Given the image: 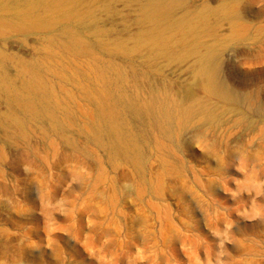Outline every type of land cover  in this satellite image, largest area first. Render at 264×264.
Returning a JSON list of instances; mask_svg holds the SVG:
<instances>
[{
  "label": "rangeland",
  "instance_id": "1",
  "mask_svg": "<svg viewBox=\"0 0 264 264\" xmlns=\"http://www.w3.org/2000/svg\"><path fill=\"white\" fill-rule=\"evenodd\" d=\"M82 1L0 0V264H264V0Z\"/></svg>",
  "mask_w": 264,
  "mask_h": 264
},
{
  "label": "bare ground",
  "instance_id": "2",
  "mask_svg": "<svg viewBox=\"0 0 264 264\" xmlns=\"http://www.w3.org/2000/svg\"><path fill=\"white\" fill-rule=\"evenodd\" d=\"M16 2H17V0H15ZM49 1H53V0H25V5H35V6H38V7H45L46 5H47V3L49 2ZM84 1V0H83ZM82 1V2H83ZM92 1V0H91ZM104 1V0H103ZM107 1H109V0H106V2ZM87 2V1H86ZM105 2V3H106ZM118 3H121V2H118ZM123 3V2H122ZM126 3V2H125ZM83 4V3H82ZM100 4V3H99ZM80 5H81V3H80ZM112 5H114L115 6V4H112ZM124 5V4H123ZM78 7H79V5H78ZM110 7V6H109ZM109 7H106V9L107 10H109ZM132 7V6H131ZM93 8V7H92ZM237 7L236 6H234V7H232V8H229V9H226V10H224L223 12H222V15L223 16H228L229 14H231V13H236V14H239L240 12H238L237 10L238 9H236ZM115 9V8H114ZM158 10V9H157ZM157 10H154V12L156 11V13L158 14V17H156V18H152V19H150V18H148V19H145V20H139V21H137V23L138 24H145V25H147L148 26V28H149V31L150 32H158V31H160V29H162L161 28V26H162V22H163V18H162V15H161V13H159ZM82 11V10H81ZM1 12V11H0ZM74 12V11H73ZM111 12H112V10H111ZM150 12V11H149ZM109 13V12H108ZM151 13V12H150ZM178 14V13H177ZM115 16V15H114ZM176 16H178V15H176ZM216 16V15H215ZM12 17V16H11ZM133 17V16H132ZM135 17V16H134ZM175 17V16H174ZM88 18V17H87ZM206 16L204 15V16H199L198 18H197V20H195V22H193V23H190L189 25H188V27H187V30H192V29H194L195 27H197V25L199 24V23H204L205 22V20H206ZM90 19V18H89ZM111 20V19H110ZM128 21V20H127ZM129 22V21H128ZM131 22V21H130ZM207 22V21H206ZM181 23V21L180 20H177V21H175L174 22V24L175 25H173V27L172 28H174L175 30H177V29H179L180 28V24ZM83 24V23H82ZM109 24H111V23H109ZM126 24V23H125ZM231 25V24H230ZM94 26V25H93ZM134 26H137V25H134ZM139 26V25H138ZM232 26V30H231V36H232V38L233 39H236L238 36H241V34H242V32H241V30H242V28H240V26H237V25H231ZM90 27V26H89ZM121 27V26H120ZM83 28V27H82ZM122 28H124V26L122 27ZM77 29V28H76ZM81 29V28H80ZM88 29V28H87ZM82 30V29H81ZM138 31V30H137ZM59 32V31H58ZM79 32V31H78ZM117 32V31H116ZM127 32H128V30H127ZM126 32V33H127ZM189 32V31H188ZM128 34V33H127ZM130 34V33H129ZM135 34H138V33H135ZM134 34V35H135ZM45 35V34H44ZM187 35V33L186 34H183L182 35V37L180 36V38H179V42H178V44H182V39L183 38H185V36ZM59 36V35H58ZM125 36V35H124ZM123 36V37H124ZM126 36H128V35H126ZM167 36V35H166ZM13 38V37H12ZM3 39V38H2ZM92 39V38H91ZM27 40V39H26ZM4 45H6V44H4ZM4 45H3V47H4ZM132 45V44H131ZM191 47V46H190ZM152 49V51L153 50H155V51H158V52H161V53H165V52H167L169 49H168V47H165V45L161 42V41H155V42H153V44H152V47H151ZM188 50V49H187ZM192 50V49H191ZM177 51V50H176ZM146 52V51H145ZM151 53V52H150ZM53 54V53H52ZM12 56V55H11ZM139 58V57H138ZM201 58V59H200ZM200 58H199V60H197V63L194 65V68H195V72H194V76H193V79H192V84H191V86H193V87H195V89H198L199 91H201V92H208L209 91V86H210V84H211V80H210V77H209V70H210V63L209 62H207L202 56H200ZM17 59V58H16ZM204 59V60H203ZM34 64V63H33ZM155 68V67H154ZM20 69V68H19ZM51 69V68H50ZM166 69V68H165ZM13 72V71H12ZM46 72V71H45ZM53 72V71H52ZM55 72H56V70H55ZM54 72V73H55ZM92 72V71H91ZM127 72V71H126ZM186 72V71H185ZM11 73V72H10ZM56 74H57V72H56ZM108 74V73H107ZM63 75V74H62ZM124 75H126V74H124ZM129 75H131V74H129ZM141 75V74H140ZM64 76V75H63ZM127 76V75H126ZM132 76V75H131ZM55 77H57V75L55 76ZM146 77V76H145ZM191 77V76H190ZM58 78V77H57ZM132 78H133V76H132ZM154 78V77H153ZM130 79V78H129ZM141 81L143 80V79H141V78H139ZM151 79V78H150ZM153 80V79H152ZM191 80V79H190ZM131 81H132V83H133V80L131 79ZM157 81V80H156ZM130 82V81H129ZM50 83V82H49ZM48 83V84H49ZM78 83V82H77ZM76 83V84H77ZM151 83V82H150ZM160 83H162L161 81H160ZM171 83V82H170ZM79 85H80V82L78 83ZM130 84V83H129ZM140 84H141V82H140ZM145 85V86H143V87H145V88H147L146 87V83H142V85ZM18 85V84H17ZM70 85V84H69ZM141 85V86H142ZM137 86V85H136ZM159 86V85H158ZM161 86V85H160ZM167 86H169V85H167ZM60 87V86H59ZM157 87V86H156ZM188 87H189V85H188ZM221 88H219L218 89V92H221V94L222 95H226V94H228V90H227V87L226 86H220ZM131 88V87H130ZM153 88V87H152ZM158 88V87H157ZM162 88V87H161ZM51 89V88H50ZM60 89H61V87H60ZM60 89H58L59 91H60ZM136 89V88H135ZM163 89V88H162ZM161 89V90H162ZM168 89V88H167ZM175 89V88H174ZM194 89V88H193ZM193 89H192V91H190L189 93H187L185 96H183V97H181V100H183V101H185V100H188V99H190V101H191V99H193V97L194 96H196V93H193L194 91H193ZM70 90V89H69ZM137 90V89H136ZM136 90H135V92H136ZM170 90V89H169ZM168 90V91H169ZM64 91V90H63ZM159 91H160V89H159ZM176 91V90H175ZM182 91H183V89H182ZM60 92H62V90L60 91ZM146 92V91H145ZM161 92V91H160ZM170 92V91H169ZM177 92V94H179L178 93V91H176ZM136 93H138V92H136ZM164 93V92H163ZM162 93V94H163ZM181 93V92H180ZM53 94V93H52ZM153 94V93H152ZM182 94H183V92H182ZM68 97V96H67ZM143 98H145V96H143ZM247 98V97H246ZM62 99V98H61ZM248 99V98H247ZM180 100V99H179ZM205 100H207V99H205ZM189 101V102H190ZM56 102V101H55ZM149 102V101H148ZM188 102V103H189ZM245 102V101H244ZM78 103V102H77ZM227 105V104H226ZM78 106L80 107V105L78 104ZM184 106H185V104H184ZM239 107V106H238ZM240 108V107H239ZM242 108V107H241ZM81 109V108H80ZM238 109V108H237ZM81 113V112H80ZM82 114V116H84V114L83 113H81ZM6 115V114H5ZM93 115V114H92ZM143 115V114H142ZM14 116V115H13ZM237 116V115H236ZM85 117V116H84ZM89 117H90V115H89ZM72 119V118H71ZM14 121V120H13ZM8 123H9V121H8ZM30 123V122H29ZM30 124H32V123H30ZM9 126V125H8ZM11 126V125H10ZM9 126V127H10ZM29 126V125H28ZM15 127V126H14ZM18 129H19V127H18ZM28 129H29V127H28ZM27 129V130H28ZM24 131V130H23ZM28 131H30V130H28ZM60 132V131H59ZM30 133V132H29ZM15 134V133H14ZM199 135V134H198ZM29 141V140H28ZM2 156V155H1ZM250 186H252V187H254V189H257L258 188V186L257 185H253V184H251L250 183V181L248 180V179H245L244 180V183H243V187H245V188H248V187H250ZM241 188V187H240ZM255 191V190H254ZM257 191V190H256ZM263 192V191H262ZM47 209V208H46ZM45 210V209H44ZM46 211V210H45ZM50 211L48 210V213H49ZM45 213H47V212H45ZM47 213V214H48ZM253 216H255V214H252L250 217H253ZM44 221H46V220H44ZM45 228V227H44ZM87 231V230H86ZM104 243V242H103ZM83 246V245H82ZM180 246V245H179ZM104 249V248H103ZM224 249V248H223ZM48 250V249H47ZM184 253H186V252H184ZM84 254V253H83ZM187 254V253H186ZM185 254V255H186ZM91 257H92V255H91ZM68 258V257H67ZM94 258H96V257H94ZM97 259V258H96ZM94 261V260H93ZM222 261V260H221ZM100 264H101V262H99Z\"/></svg>",
  "mask_w": 264,
  "mask_h": 264
}]
</instances>
